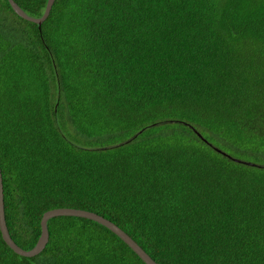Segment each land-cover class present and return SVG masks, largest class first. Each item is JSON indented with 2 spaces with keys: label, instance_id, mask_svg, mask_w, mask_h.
Segmentation results:
<instances>
[{
  "label": "trees",
  "instance_id": "1",
  "mask_svg": "<svg viewBox=\"0 0 264 264\" xmlns=\"http://www.w3.org/2000/svg\"><path fill=\"white\" fill-rule=\"evenodd\" d=\"M14 1L38 18L47 0ZM263 166L264 0H53L40 25L0 0V172L19 247L68 207L157 264H264ZM46 226L30 257L0 233V264H145L94 220Z\"/></svg>",
  "mask_w": 264,
  "mask_h": 264
},
{
  "label": "water",
  "instance_id": "2",
  "mask_svg": "<svg viewBox=\"0 0 264 264\" xmlns=\"http://www.w3.org/2000/svg\"><path fill=\"white\" fill-rule=\"evenodd\" d=\"M10 6L12 9L18 14L20 17L35 22L38 25L46 18V16L49 13V10L51 8V5L53 3V0H47L45 4V8L43 11V14L38 17H32L27 15L22 8L14 1V0H8ZM199 137H202L197 131H195ZM206 141V140H205ZM207 142V141H206ZM208 143V142H207ZM209 144V143H208ZM217 152L240 162V160L230 157L227 153L224 151L214 148ZM246 164L253 165L252 163L245 162ZM264 167V166H263ZM58 215H69V216H77V217H83L88 218L91 220H94L106 228H108L110 231L115 233L125 244H127L138 256L139 258L145 263V264H157L129 235H127L121 228H119L117 225L112 223L110 220L104 218L101 215H98L94 212L78 209V208H68V207H61V208H53L50 210L45 211L40 219V235L35 243V245L28 250H24L23 248L19 247L15 242L11 239L6 223L4 218V210H3V196H2V181H1V172H0V233L1 237L4 240V242L17 254L22 256H33L37 253H39L45 246L48 240V231L46 222L49 218L58 216Z\"/></svg>",
  "mask_w": 264,
  "mask_h": 264
}]
</instances>
